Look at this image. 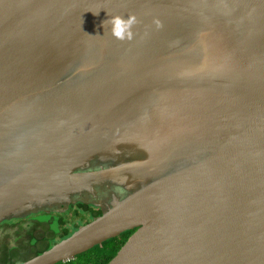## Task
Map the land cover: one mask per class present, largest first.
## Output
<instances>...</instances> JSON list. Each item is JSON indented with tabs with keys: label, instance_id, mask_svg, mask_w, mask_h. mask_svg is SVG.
I'll return each instance as SVG.
<instances>
[{
	"label": "water",
	"instance_id": "obj_1",
	"mask_svg": "<svg viewBox=\"0 0 264 264\" xmlns=\"http://www.w3.org/2000/svg\"><path fill=\"white\" fill-rule=\"evenodd\" d=\"M107 184L18 264L133 229L107 264H264V0H0V223Z\"/></svg>",
	"mask_w": 264,
	"mask_h": 264
},
{
	"label": "trees",
	"instance_id": "obj_2",
	"mask_svg": "<svg viewBox=\"0 0 264 264\" xmlns=\"http://www.w3.org/2000/svg\"><path fill=\"white\" fill-rule=\"evenodd\" d=\"M101 214L99 208L78 202L75 205L72 204L66 212L47 211L33 214L26 219L7 221L6 224L16 225L18 229L15 230L14 234L8 232L0 237V247H2L0 264L21 263L50 248L62 238L71 235L78 227ZM41 215L43 217L46 215V218H41ZM26 222L29 225H24ZM134 230H128L119 236L104 241L102 244L78 254L75 259L56 264H107ZM13 235L16 236L15 245H10L9 238Z\"/></svg>",
	"mask_w": 264,
	"mask_h": 264
},
{
	"label": "clouds",
	"instance_id": "obj_3",
	"mask_svg": "<svg viewBox=\"0 0 264 264\" xmlns=\"http://www.w3.org/2000/svg\"><path fill=\"white\" fill-rule=\"evenodd\" d=\"M99 13H96L98 15ZM139 23L138 18L135 15H129L127 18L116 15L111 16L109 19L103 22L105 25L110 26L111 35L119 41H131L134 39L135 33L133 28ZM157 26H160L159 21L155 22Z\"/></svg>",
	"mask_w": 264,
	"mask_h": 264
},
{
	"label": "flooded vegetation",
	"instance_id": "obj_4",
	"mask_svg": "<svg viewBox=\"0 0 264 264\" xmlns=\"http://www.w3.org/2000/svg\"><path fill=\"white\" fill-rule=\"evenodd\" d=\"M96 192H97V195L96 196H93L92 194H90L89 195L90 197H89L88 200H83V201L78 200L75 204H77L78 202H82V203H84L86 205H92L94 207H97L102 212L103 211V208H106L105 206L108 203V200H110V198L112 196V188H111L110 185L107 184V185L98 187L96 189ZM90 199H92L93 201H89ZM72 204L73 203H71L69 205V207H67V209L70 208V206ZM67 209H66V207L61 206L58 210H52V211H62V212H66ZM81 210L83 211V208H81ZM24 219H26V218H24ZM6 222L7 221H4V222L0 223V231L2 229H4V231H6V233H8L11 230L13 232V234H14L15 230L18 229V226H16V225L15 226H10L9 224H6ZM24 225H29V224H28V222H26V223H24ZM14 238L16 239V236L15 235H13V237L9 239L10 242H15V239ZM12 239H14V240H12ZM0 253H2V247H0Z\"/></svg>",
	"mask_w": 264,
	"mask_h": 264
},
{
	"label": "rangeland",
	"instance_id": "obj_5",
	"mask_svg": "<svg viewBox=\"0 0 264 264\" xmlns=\"http://www.w3.org/2000/svg\"><path fill=\"white\" fill-rule=\"evenodd\" d=\"M40 213H42V212H40ZM38 214H39V213H38ZM45 216H46V215H44V217H43V215H41V218H46ZM37 217H38V216H37ZM38 218H39V217H38ZM8 222H10V221H8ZM10 232L13 233L11 230H10ZM5 233H6V232L4 231V229H2V230L0 231V236H1V235H5ZM12 237H13V236H12ZM12 237H11V238H12ZM9 239H10V238H9ZM14 239H15V238H14ZM14 239H12V240H14ZM9 243H10V245H15V242H10V240H9Z\"/></svg>",
	"mask_w": 264,
	"mask_h": 264
}]
</instances>
